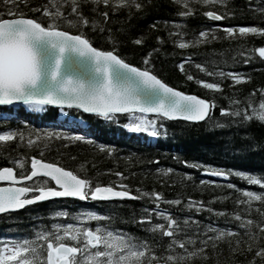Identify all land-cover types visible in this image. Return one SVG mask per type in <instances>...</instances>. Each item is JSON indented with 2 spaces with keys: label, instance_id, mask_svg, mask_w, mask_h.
Here are the masks:
<instances>
[{
  "label": "trees",
  "instance_id": "trees-1",
  "mask_svg": "<svg viewBox=\"0 0 264 264\" xmlns=\"http://www.w3.org/2000/svg\"><path fill=\"white\" fill-rule=\"evenodd\" d=\"M45 2L46 0H28V6L20 5V10L25 17L46 21L40 13L32 11L33 7L41 6ZM137 2L141 4L140 9L118 8L113 13L111 7L105 9L103 5H97L96 11L93 12L90 3L77 0L81 14L90 22L96 20L98 26L93 29L89 24L80 29L62 30H69L72 34L82 32L91 45L99 49L115 48L116 53L125 62L136 67H146L144 57L147 56L148 64L151 65L150 70L154 75L177 90L207 100L210 103L209 114L202 121L157 116V124L162 127L159 128L158 141L152 142L144 133H134L123 128V124L128 120V114L118 113L115 114L114 120H105L94 114L71 111L72 115H78L86 121L85 136L91 142L89 139L74 140L63 137L60 139L53 137L39 144L34 142L32 146L15 137L11 141L0 142V167L15 165L14 161L20 159L21 166L15 165L20 172L28 168L29 160L34 156L65 167L82 178H89L93 187L97 184L110 185L129 191L133 197H139L105 202L95 200L42 202L13 213L14 222L18 228L28 232V237L31 238L33 231L40 226H44L45 230H52L50 225L53 223L67 224V218L74 220L75 210L79 208L100 210L97 214L109 219L86 221L87 223L84 221L83 225L95 228L99 224L123 230L146 239L157 256L166 255L168 237L146 231L150 226L148 222L133 223L134 219L138 220L141 215H145L143 209H152L156 206L153 203L154 197L149 198L140 193L155 191L161 197L158 205L160 210H167L180 225L177 239H183L184 236L193 237L194 245L189 246V251L201 247L199 243L201 237L197 228L200 232H205L207 237H215V230L221 229H233L241 233L240 236L230 237L225 234L221 240H209L208 247L204 249L208 259L202 260L197 254L189 264H249L253 252L244 250L245 241L241 239L244 230L237 227L239 222L230 214L237 213L242 218L259 220L260 214L256 209L264 211V202L252 201L251 210L246 212L245 209H248L249 205L243 203L237 205L235 201L247 199L243 195L244 190L261 193L264 192V188L227 173L242 171L256 175L257 178L264 177V123L255 119L245 122L242 116L233 118L221 115L220 108L243 110L247 107L250 93L254 106L260 101L259 90L264 89V59L252 50L264 46V34L240 37L237 33L230 36L224 33L223 28L264 27V0H224L222 5L207 8L193 4L192 7L195 9L193 14L183 18L177 14L181 9L175 0ZM205 10L216 11L224 18L219 21L209 20L202 15ZM102 11L107 12L106 20L99 15ZM64 12H69L67 5ZM166 21L178 24L179 31L184 34L183 39L192 40L193 43L183 49L176 47L173 43L176 37L173 35L170 38L168 33L176 32L177 29L173 24H166ZM212 28L216 30L209 31L206 37L201 38L200 43H196L199 31ZM109 34L112 42L109 41ZM158 36L160 42L156 40ZM136 39H140L141 43H134ZM246 58L248 63L244 62ZM197 65L203 67L205 71H201ZM219 72L240 74L245 79L233 82L227 75L220 77ZM189 75L193 79L189 80L187 78ZM197 81L219 82L221 88L205 89ZM232 101H239V104H233ZM9 106H0V110L9 111L15 117L0 119V131L14 129L31 135L37 133L42 135L45 130L73 133L69 129L58 130L47 126L57 112L55 107L47 106L44 112L38 113L27 110L22 105ZM164 133L170 136L173 134L172 138L177 142H171ZM209 138L214 145L206 141ZM219 144L226 146L227 150L235 154L238 152L237 149H249V157L242 160L235 156L230 157L226 153L221 155L215 150ZM100 145L104 147L101 148ZM107 148H111L112 152L109 153ZM201 152L204 155L200 154ZM191 164L201 167L189 166ZM203 166L223 170L227 175L216 179L206 174ZM116 172H120L121 176L117 177ZM201 181L205 183L201 184ZM40 183L50 184V180L37 181L38 185ZM229 184L233 187L229 188ZM171 200H180L181 203L173 205L165 202ZM188 204H192V207H186ZM209 208L213 211L206 210ZM55 211H64L68 215L53 217L52 213ZM220 212L224 214H214ZM185 218H190L187 225L184 223ZM191 221H197L198 224L194 225ZM151 222L163 223L162 220H157L154 214L151 216ZM205 226L214 230L206 231ZM251 230L257 232L255 225ZM0 231L6 230L0 228ZM235 240H241V243L236 252H231L229 242ZM213 243L216 245L215 256L212 255ZM256 244L264 247V234L256 239ZM175 251L181 250L177 248ZM37 264L44 262L38 261ZM80 264H87V261L81 258ZM152 264H156V261L153 260ZM255 264H261L259 257H256Z\"/></svg>",
  "mask_w": 264,
  "mask_h": 264
},
{
  "label": "snow or ice",
  "instance_id": "snow-or-ice-1",
  "mask_svg": "<svg viewBox=\"0 0 264 264\" xmlns=\"http://www.w3.org/2000/svg\"><path fill=\"white\" fill-rule=\"evenodd\" d=\"M84 2L91 4L93 12L96 11L97 5H103L105 9L111 7L113 13L118 8H141L137 0H84ZM175 2L181 9L177 14L183 18L193 14L195 11L193 4L207 8L217 4L222 5L224 0H175ZM20 5L27 7L28 0H0V105H13L19 102L28 110L38 113L44 112L47 106H54L57 112L53 116V122L60 119L62 122L77 126L81 123L80 117L72 115L71 111L94 114L105 120H114L115 114L118 113L128 114L130 119L123 124V128L134 133H147L149 136L159 135V128L162 125H158L154 118H146L147 114H155L168 119L182 118L186 121H202L209 114L207 100L177 91L157 78L150 70L151 65L148 64L147 56L144 57V63L147 66L136 67L125 62L116 53L115 48L100 50L93 47L82 32L71 34L69 30H62L80 29L89 24L93 29L98 26L96 20L93 19L90 22L81 14L77 0H46L43 5L33 7L32 11L40 13L46 21L26 18L20 10ZM65 5L69 8L68 13L64 12ZM99 15L107 19L106 11L99 12ZM202 15L214 21L224 18L216 11L205 10ZM165 23L173 24L172 21ZM173 27L177 31L169 32L168 35L170 38L173 35L176 37L173 41L176 47L183 49L193 43L192 40L183 39L184 34L179 31L178 24H173ZM215 30L212 28L199 31L196 43H200L201 38L206 37L209 31L214 32ZM223 31L230 36L238 33L240 37H245L248 34H264V27L227 26L223 28ZM156 40L160 42V37H156ZM109 41L112 42L110 34ZM134 43L140 44L141 40L136 39ZM252 51L264 59V46L256 47ZM244 62L248 63V59L246 58ZM197 67L205 71L200 65ZM208 75L213 74L208 73ZM225 75L233 82L245 79L240 74L219 72L220 77ZM187 78L193 79L191 75ZM197 83L202 84L205 89L219 90L221 88L219 82L197 81ZM259 93L260 101L255 106L251 100L252 93H250L245 109L220 108L221 115H229L233 118L242 116L245 122L255 119L257 122L264 123V89H260ZM231 103L238 105L239 101ZM8 118L10 117L0 114V119ZM59 127H64V124L62 123ZM14 137L24 141L28 146H32L34 142L39 144L53 137L74 140L89 139L77 133L69 134L56 130H45L42 135L40 133L31 135L14 129L0 132V142L11 141ZM89 142H91L90 139ZM107 151L111 153L112 149L107 148ZM14 163L18 167L21 166L20 159H16ZM182 163L187 164L188 162L182 161ZM189 166L201 167L197 164ZM203 167L207 174L219 177L234 174L249 184L260 185L264 188V177L257 178L256 175L242 171L226 174L223 170ZM41 175L44 178H50V183L55 187L49 186L48 183L16 186L19 181L39 178ZM115 175L120 177L121 173L116 172ZM0 182L7 184V186H0V213L20 209L34 201H43L50 197H76L80 200H85L89 196L93 199L139 198L131 196L127 190H114L113 187L107 185L97 184L93 187L89 178H81L64 167L57 166L55 163L42 162L36 158L31 159V170L26 174L20 171L14 175L12 167H0ZM228 187L232 188L233 185L229 184ZM140 195L154 197L153 203L156 206L152 209H143L145 215H141L138 220L134 219L133 223L148 222L150 226L146 231L168 237L169 241L165 246L166 255L157 256L153 248L149 247L146 239L138 238L123 230L99 224L91 228L72 223H53L50 225L52 230H45L44 226H40L33 231L31 238L0 240V264H37L38 261H46V264H80L81 258L87 261V264H145L146 261L147 264H152L153 260L156 264H161V261L163 264H189L197 254L202 260L208 259V254L204 249L208 247L209 240H221L225 234L230 237L241 235L233 229H221L215 230V237H207L205 232H200L197 228L201 237L199 240L201 247L189 251V246L194 245L193 237L184 236L183 239H177L180 234V225L167 210H160L158 206L160 195L155 191L142 192ZM243 195L247 199L243 201L237 199L235 203L249 205V208L245 209L246 212L251 210L252 201L264 202V192L244 190ZM165 202L173 205L181 203L180 200ZM186 207L191 208L192 204ZM206 210L213 211L210 208ZM256 210L260 214V219L257 221L247 217L242 218L237 213L230 215L239 222L237 227L244 230L241 237L245 241L244 250L253 252L249 264H255L256 257H259L261 264H264V247L256 244V239L264 234V211ZM153 214L163 223H152ZM67 215L64 211L52 213L53 217H67ZM74 219L91 221L107 220L109 217L89 211L79 214ZM189 220L190 218H185V225L189 223ZM191 222L194 225L198 224L197 221ZM253 225L257 228V232H252ZM205 228L206 231L214 230L209 229L208 226ZM247 241L252 243L249 244ZM240 243L241 240L230 241V251L236 252ZM215 247L213 243V256L216 255ZM177 248L181 251L176 252Z\"/></svg>",
  "mask_w": 264,
  "mask_h": 264
},
{
  "label": "rangeland",
  "instance_id": "rangeland-1",
  "mask_svg": "<svg viewBox=\"0 0 264 264\" xmlns=\"http://www.w3.org/2000/svg\"><path fill=\"white\" fill-rule=\"evenodd\" d=\"M146 118H148V117H146ZM129 119H130V117H129ZM165 137H167L169 140H171V142H173V143H176L177 142V140L176 139H174V138H172V136H173V134H172V136H170V134L169 135H167L166 133H165V135H164ZM221 140V139H220ZM206 141L208 142V143H210V145H214L213 143H212V141H211V138H209V140L208 139H206ZM172 143V144H173ZM224 145H226V143L224 144ZM221 146L220 144L219 145H217L216 146V148H215V150L219 153L220 152V154L221 155H225V153L226 154H229L230 155V157H233V156H235V157H238L237 159H242V160H244V159H247L248 157H249V154H248V150L249 149H244V148H242V149H237L238 150V152L236 151V154L234 153V152H232V151H230V150H227L226 149V146ZM228 145V144H227ZM200 149H202L201 147H200ZM203 150V149H202ZM235 150V149H234ZM205 151H207L206 149H205ZM209 152V151H208ZM200 154H202V155H204L202 152L200 153ZM209 154H210V152H209ZM222 157V156H221ZM227 157V156H226ZM215 177H219V176H215ZM77 217L79 216V214L78 215H76ZM81 221H82V219H80ZM80 220L79 219H75V221H74V223H76V222H78V223H80ZM81 224V223H80Z\"/></svg>",
  "mask_w": 264,
  "mask_h": 264
},
{
  "label": "water",
  "instance_id": "water-1",
  "mask_svg": "<svg viewBox=\"0 0 264 264\" xmlns=\"http://www.w3.org/2000/svg\"><path fill=\"white\" fill-rule=\"evenodd\" d=\"M72 34V33H71ZM94 47V46H93ZM97 48V47H96ZM99 49V48H98ZM100 50H102V49H100ZM158 78V77H157ZM163 82V81H162ZM169 86V85H168ZM171 87V86H170ZM174 88V87H173ZM175 89V88H174ZM177 90V89H176ZM177 91H180V90H177ZM182 92V91H181ZM186 94V93H185ZM187 95H194V94H187ZM195 96H197V95H195ZM198 97V96H197ZM198 98H200V97H198ZM19 102H15L14 104H18ZM1 106V105H0ZM54 107V106H53ZM149 115V114H148ZM36 159H38V158H36ZM42 162H45V161H42ZM46 163H48V162H46ZM31 165V164H30ZM58 166V165H57ZM66 170H68V169H66ZM70 171V170H69ZM42 176V175H41ZM23 181H25V180H23ZM19 182H22V181H19ZM0 186H7V185H0ZM16 186H18L19 187V185H16ZM102 186H105V185H102ZM114 190H122V189H116V188H114ZM132 196V195H131ZM58 198H76V197H50V198H46L45 200H43V201H46V200H50V199H58ZM125 198H128V197H125ZM77 199H79V198H77ZM114 199H121V198H116V197H112V198H108V199H100V200H114ZM36 202H41V201H34V202H32V203H36ZM24 207V206H23ZM22 207V208H23ZM21 209V208H20ZM17 210H19V209H14V210H7V211H5V212H8V211H17ZM5 212H3V213H5ZM0 214H2V213H0Z\"/></svg>",
  "mask_w": 264,
  "mask_h": 264
},
{
  "label": "bare ground",
  "instance_id": "bare-ground-1",
  "mask_svg": "<svg viewBox=\"0 0 264 264\" xmlns=\"http://www.w3.org/2000/svg\"><path fill=\"white\" fill-rule=\"evenodd\" d=\"M188 94V93H187ZM51 107H53V106H51ZM209 112H210V103H209ZM180 119H182V118H180ZM144 134H146L147 135V138L150 140V141H152V142H155V137H153V136H149L147 133H144ZM206 173V172H205ZM207 174V173H206ZM208 175H210V174H208ZM211 176H213V175H211ZM214 178H216L215 176H213ZM219 178V177H218ZM217 179V178H216ZM120 187H122V186H120ZM1 232H4V231H1Z\"/></svg>",
  "mask_w": 264,
  "mask_h": 264
}]
</instances>
